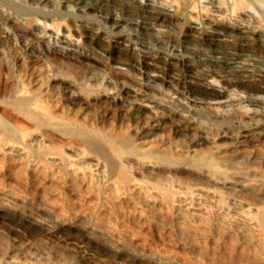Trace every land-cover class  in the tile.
<instances>
[{"label":"rangeland","instance_id":"obj_1","mask_svg":"<svg viewBox=\"0 0 264 264\" xmlns=\"http://www.w3.org/2000/svg\"><path fill=\"white\" fill-rule=\"evenodd\" d=\"M54 1L0 0V264H264V185L176 165L228 151L262 154L264 164V136L234 143L218 137H238V123L195 115L174 66L156 52L166 30L116 28ZM118 8L142 16L134 4ZM205 16L226 18L215 7ZM65 34L75 57L51 49ZM194 71L226 87L225 108L249 109L264 87L237 72L225 83Z\"/></svg>","mask_w":264,"mask_h":264},{"label":"bare ground","instance_id":"obj_2","mask_svg":"<svg viewBox=\"0 0 264 264\" xmlns=\"http://www.w3.org/2000/svg\"><path fill=\"white\" fill-rule=\"evenodd\" d=\"M28 1H39V3L52 2V0ZM55 1L59 5L58 7L67 11L72 9L76 12H83L86 14L92 13L110 19L109 21L112 22L116 28L131 24L135 26L136 29L142 31H150L156 27L164 31L166 30V34L169 38V42L166 45L167 47L161 45V43L159 45L160 49L156 52L164 59L165 64H172L174 66L173 74L175 79L178 81L180 87L190 96L188 97L187 104L194 110L195 115L199 117L209 116L219 121L229 119L230 121L238 123V129H240L238 137L235 138L229 135L218 137L235 141L234 143L238 141L241 142L240 139L242 138L247 139L249 137L246 134L247 132L253 131L256 135L260 134L264 136V87L258 90L255 95L247 101L250 106L249 109L244 110L242 109L243 106L240 107V110L225 108L227 105L222 106L225 101L219 98L222 96V93L224 94L226 87H224V85H218L215 80L209 82L204 81V79L202 80L198 77V74L194 71L196 68H199L210 76L217 75L222 79V82L225 83H230V81L234 80L233 76L237 72L243 77L253 76L264 84V4H260L261 2H257L258 0H166L167 3L160 4H155L151 0ZM123 2L136 5L141 10L142 16L133 19L129 14L131 12L127 13L124 9V12H118V6L122 5ZM171 5H176L177 9L173 10ZM208 7H215L217 10L225 13L226 18L218 20L206 17L205 11L208 10ZM168 17H173L175 23L170 24V21L167 22L166 19ZM237 18H251L258 23L259 26L239 27L237 25ZM38 23V21L34 22L35 25ZM63 30L69 32L68 27L64 25ZM125 32L124 30V34ZM53 38H55L53 40L56 41L54 42L55 44L51 46V49L53 47L52 51L54 53L67 58L75 57L79 54V47L72 46L73 43L66 38V34L61 38L55 36ZM134 45H137L139 50L143 53H146L149 49L148 45L141 39L135 41ZM247 48L252 51V54H246L248 50L245 52V49ZM248 55H251V60L246 58ZM147 65L151 66V63H147ZM133 66L136 68V64ZM143 86L146 87L145 84H143ZM126 94L128 96H134L130 90H127ZM218 94H221V96ZM119 100L120 97L116 99V103ZM137 104L138 103H136V105ZM133 107L134 106H132V108ZM221 147L222 146L217 147L219 151H222ZM231 152L232 151H228V155L223 158L219 156L215 157V162L211 161V163L203 156H196L190 161L183 159V161L178 160L176 161V165L180 167L186 164L196 167L210 173L215 179H221L223 181L229 182L231 180H238V182H240L242 180L249 184H253V186L255 184L264 185L262 154L252 161V158L247 156L240 158L238 155L230 154ZM163 158L164 163L170 160L167 154L163 155ZM185 161H187V163ZM252 163H255V166H250ZM253 198L254 197L251 199L253 200ZM259 227L261 229L264 228L263 217L259 218Z\"/></svg>","mask_w":264,"mask_h":264}]
</instances>
